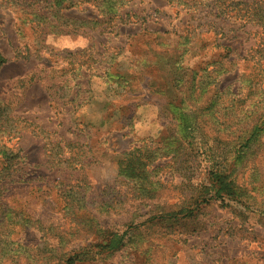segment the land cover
Returning a JSON list of instances; mask_svg holds the SVG:
<instances>
[{
  "label": "rangeland",
  "instance_id": "rangeland-1",
  "mask_svg": "<svg viewBox=\"0 0 264 264\" xmlns=\"http://www.w3.org/2000/svg\"><path fill=\"white\" fill-rule=\"evenodd\" d=\"M65 4L0 0V264H264V0Z\"/></svg>",
  "mask_w": 264,
  "mask_h": 264
},
{
  "label": "trees",
  "instance_id": "trees-1",
  "mask_svg": "<svg viewBox=\"0 0 264 264\" xmlns=\"http://www.w3.org/2000/svg\"><path fill=\"white\" fill-rule=\"evenodd\" d=\"M62 1H64V0H62ZM69 3H71V0H66V4L65 5H67V4H69ZM242 4V6H243V8L242 9H245V3L244 2H242L241 3ZM69 5H75V4H69ZM71 6V7H72ZM245 12H247V9H245L244 10V13ZM0 155H1V158H11V153H9V152H7V151H3V150H1L0 151ZM225 194L226 195H228V196H230L231 195V192H229V190H227L226 192H225ZM120 241H121V237L120 238H118V240H117V242H115L112 246L109 244V245H107V246H109L110 248H112V249H115V248H118L119 247V245H120ZM64 264H73V258L72 257H68L65 261H64Z\"/></svg>",
  "mask_w": 264,
  "mask_h": 264
}]
</instances>
